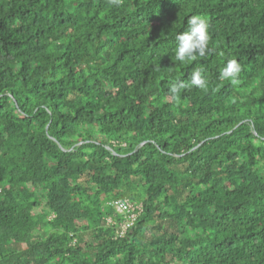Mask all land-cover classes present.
<instances>
[{
	"label": "trees",
	"instance_id": "1",
	"mask_svg": "<svg viewBox=\"0 0 264 264\" xmlns=\"http://www.w3.org/2000/svg\"><path fill=\"white\" fill-rule=\"evenodd\" d=\"M0 264H264V0H0Z\"/></svg>",
	"mask_w": 264,
	"mask_h": 264
},
{
	"label": "clouds",
	"instance_id": "2",
	"mask_svg": "<svg viewBox=\"0 0 264 264\" xmlns=\"http://www.w3.org/2000/svg\"><path fill=\"white\" fill-rule=\"evenodd\" d=\"M116 5L121 3V0H112ZM176 52L175 59L181 63L187 64L189 61H195L197 57L204 58L208 51L209 22L206 17L201 15H193L188 20V30L176 35ZM242 66L236 59H229L220 71L219 78L227 80L233 87L241 85L242 80L240 73ZM203 66L195 68L191 73L190 82L184 80H175L169 86V92L174 99H178L183 89L195 86L203 91L208 90V80L204 76Z\"/></svg>",
	"mask_w": 264,
	"mask_h": 264
},
{
	"label": "built area",
	"instance_id": "3",
	"mask_svg": "<svg viewBox=\"0 0 264 264\" xmlns=\"http://www.w3.org/2000/svg\"><path fill=\"white\" fill-rule=\"evenodd\" d=\"M114 207L121 213L128 216V218L122 223V232L124 233L136 220L141 205H135L129 199H119L113 202Z\"/></svg>",
	"mask_w": 264,
	"mask_h": 264
},
{
	"label": "rangeland",
	"instance_id": "4",
	"mask_svg": "<svg viewBox=\"0 0 264 264\" xmlns=\"http://www.w3.org/2000/svg\"><path fill=\"white\" fill-rule=\"evenodd\" d=\"M36 211H39V210H36ZM36 236L37 237H40L41 236V231L40 230H37L36 231ZM85 239L86 240H92L93 239V236H92V232L91 231H88L85 233Z\"/></svg>",
	"mask_w": 264,
	"mask_h": 264
}]
</instances>
